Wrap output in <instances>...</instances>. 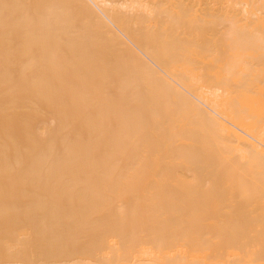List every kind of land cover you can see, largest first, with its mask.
I'll return each instance as SVG.
<instances>
[{
	"label": "bare ground",
	"instance_id": "bare-ground-1",
	"mask_svg": "<svg viewBox=\"0 0 264 264\" xmlns=\"http://www.w3.org/2000/svg\"><path fill=\"white\" fill-rule=\"evenodd\" d=\"M0 178V264H264V0H0Z\"/></svg>",
	"mask_w": 264,
	"mask_h": 264
},
{
	"label": "rangeland",
	"instance_id": "rangeland-1",
	"mask_svg": "<svg viewBox=\"0 0 264 264\" xmlns=\"http://www.w3.org/2000/svg\"><path fill=\"white\" fill-rule=\"evenodd\" d=\"M1 179V178H0ZM87 179H91V178H87ZM99 179H103V178H99ZM129 179H131V178H129ZM132 179H134V180H172L173 182H177V181H182V180H186V181H193V180H195V181H198V182H196V183H183V184H180V182L178 183H158V184H156V185H154L153 183L152 184H150V183H148V184H143L142 185V183L141 184H137V185H139V187H137V185L135 186V187H133V186H131L133 189H135V190H133L132 192H135L132 196V200H131V204H133V203H137L138 201L137 200H139V202L141 201V199H139V197L142 195V197L141 198H144V196L146 195L145 194V190L147 189L148 190V192H147V190H146V192H147V194L149 193H151V192H154L155 191V187L157 188V191H158V189H159V191L161 190L162 191V196L163 195H165L164 193H166V194H169V193H167V191L169 190V192L170 191H172V193L170 192V194L172 195H174V196H176V197H174V196H172V197H174L175 199L174 200H172L173 202L175 201V204L177 203L178 204V202L179 203H186V202H181V201H187L188 202V200L190 201L189 203L191 204V201H203L204 203H207V205L209 204L210 205V203H212V201H219V202H225V203H227V204H230V201L231 200H234V198H237L238 196H240V191L242 190V188H244V190L245 189H248V191H250V190H252V191H250L251 193H252V196H254L255 194H254V190H260L259 188L260 187H256L255 185H253V184H251V183H248V185H246L245 187H242L241 185L239 186V184L238 183H232V181H236V180H256V179H259V178H242V177H163V178H161V177H159V178H150V177H141V178H132ZM131 179V180H132ZM175 180V181H174ZM201 180V181H200ZM200 181V182H199ZM203 181H208V182H203ZM210 181H215V182H213V183H211ZM228 182V183H227ZM231 182V183H230ZM200 183V184H199ZM163 184V185H162ZM215 184V185H214ZM159 185V186H158ZM177 185V186H176ZM178 185H180V186H178ZM183 185V186H182ZM185 185V186H184ZM212 185V186H211ZM142 186V187H141ZM163 186V187H162ZM227 186V187H226ZM29 188H34L33 186H28ZM108 187V186H107ZM117 187V186H116ZM122 187V188H121ZM124 187H126V186H120V187H117V188H121V189H124ZM130 186L129 187H127V188H129V189H131L132 190V188H131ZM247 187V188H246ZM97 189H103V188H106V186L104 187V186H100V185H98L97 187H96ZM113 188H114V186H113ZM127 188H125V190L127 189ZM138 188H141L140 190L138 189ZM188 188V189H187ZM195 188V189H194ZM228 188V189H227ZM153 189V190H152ZM181 189H183V190H185V191H183V190H181ZM193 189V190H192ZM209 189V190H208ZM211 189V190H210ZM261 189H264L263 187L261 188ZM128 190V189H127ZM143 190V191H142ZM149 190H151V191H149ZM164 190H166V191H164ZM179 190V191H178ZM189 190V191H188ZM204 190V191H203ZM213 190V191H212ZM244 190H242V191H244ZM140 191H141V193H140ZM163 191H164V193H163ZM220 191H222L221 193H220ZM231 191V192H230ZM238 191H239V193H238ZM144 192V193H143ZM181 192H185V193H181ZM210 192V193H209ZM138 193H140V194H138ZM204 193V194H203ZM183 194V195H182ZM195 194V195H194ZM218 194H219V196H218ZM236 194H237V196H236ZM134 195H137V196H134ZM242 195V194H241ZM151 196H152V194L149 196V195H146V199H147V197H148V199L150 200V202H152L153 201V199L154 198H152L151 199ZM166 197H167V195H165ZM168 196H170V195H168ZM185 196V197H184ZM190 196V197H189ZM218 196V197H217ZM248 196H251V195H248ZM255 196H257V195H255ZM254 196V197H255ZM259 196V195H258ZM134 197H138V199L136 198V201H135V198ZM171 197V196H170ZM196 197H198L197 198V200H196ZM203 197V198H202ZM195 198V199H194ZM201 198H202V200H201ZM233 198V199H232ZM146 199L144 200V202L146 201ZM147 199V200H148ZM165 199V198H164ZM162 201L161 202H163V199H161ZM167 200H168V198H167ZM170 201H171V199H169ZM206 200V201H205ZM227 200H229V201H227ZM135 201V202H134ZM142 201H143V199H142ZM141 201V202H142ZM170 201H166L165 202V200H164V202H165V204L164 205H169L168 204V202L170 203ZM208 201H209V203H208ZM150 202H146V206H148V204H151ZM163 202V203H164ZM200 202V204H202ZM152 203H155V199H154V202H152ZM172 203V202H171ZM188 203V204H189ZM174 204V203H173ZM176 204V205H177ZM160 205V204H159ZM161 205H162V203H161ZM171 205V204H170ZM179 205V204H178ZM204 205V207L206 206V204H203ZM203 205H202V207H203ZM201 207V206H200ZM229 211V210H228Z\"/></svg>",
	"mask_w": 264,
	"mask_h": 264
}]
</instances>
